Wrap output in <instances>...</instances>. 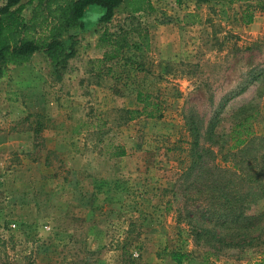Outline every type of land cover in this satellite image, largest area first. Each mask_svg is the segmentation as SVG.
<instances>
[{
  "label": "rangeland",
  "instance_id": "374dc122",
  "mask_svg": "<svg viewBox=\"0 0 264 264\" xmlns=\"http://www.w3.org/2000/svg\"><path fill=\"white\" fill-rule=\"evenodd\" d=\"M152 2L135 14L121 5L97 23L98 54L126 40L112 58L80 57V38L92 37L77 29L60 79L42 52L37 68L0 77V264H175L172 252L185 254L181 264H264V236L245 244L232 234L239 210L223 205L216 222L204 196L214 178L249 192L240 167L264 151V11L243 24L255 1ZM107 87L134 105L107 101ZM138 93L156 107L130 120L127 110H142ZM248 115L255 137L244 156L230 148L229 128ZM187 122L201 158L189 155ZM256 193L242 217L263 213L264 187Z\"/></svg>",
  "mask_w": 264,
  "mask_h": 264
},
{
  "label": "trees",
  "instance_id": "16d2710c",
  "mask_svg": "<svg viewBox=\"0 0 264 264\" xmlns=\"http://www.w3.org/2000/svg\"><path fill=\"white\" fill-rule=\"evenodd\" d=\"M226 3H240L247 0H224ZM254 4H247L241 14V22L249 24L253 20L254 12L259 9L264 11V0H251ZM124 5L130 14L144 12L151 9L150 0H4L0 3V77L9 70L11 66H22L27 64L33 55L42 52L54 67L56 78L60 79L62 74L59 69H63L67 61L75 54L73 36L69 33L73 30H82L84 27V14L88 7L98 6L103 9V13L98 18V22L106 24L111 21L115 11ZM26 6H31L30 16L26 18L23 10ZM190 14L187 15V17ZM105 35V33L103 34ZM66 38L70 42L66 43ZM114 44V54L106 53L104 59L116 56L122 47H126L125 38L116 40ZM148 95L137 94V101L142 103V110H127L130 114L128 119H132L136 115L146 114L151 116L152 112H148V108H155L156 104L150 102ZM37 115V114H36ZM40 117V115H37ZM251 115L246 116L240 121L231 125L229 132L230 148H238L240 154L245 156L243 148L247 143L254 140V131L250 123ZM187 128L193 136L192 146L189 150L190 156L201 158L202 152L195 149L199 145L198 128L193 123L187 122ZM79 126L72 129V133L78 131ZM220 136H217V143ZM260 143H264V137L260 138ZM223 146L220 145V150ZM240 149V150H239ZM218 151V154L220 153ZM195 151V154H194ZM239 154V152H238ZM121 155V154H117ZM221 161H225L226 154H222ZM255 154L247 163H252L248 168L240 167V171L248 170L245 174L249 183V192L239 195L230 191L228 188L230 182L222 181V179H212L204 190L206 205L211 208L215 215L216 222L221 214H215V210H221L224 205L229 210L238 209L234 217V225L238 226V231H232L244 241L245 244H252L260 237L264 236V211L262 214L252 215L248 218L242 217V204L248 202L255 203L258 199L256 191L262 192L264 183L260 174H264V151L263 154ZM252 161V162H251ZM195 158L191 161V166L195 165ZM258 169H257V168ZM222 171V170H221ZM224 172V171H222ZM225 189V192H222ZM198 192H202L197 190ZM223 201L221 202V200ZM262 221V225L260 222ZM215 222V221H213ZM216 226V225H215ZM245 226V227H244ZM247 229L246 232L240 230ZM256 233V234H255ZM224 237L229 238V235ZM247 237V238H245ZM213 239V237L211 238ZM175 264H181L185 254L172 252L170 254Z\"/></svg>",
  "mask_w": 264,
  "mask_h": 264
},
{
  "label": "crops",
  "instance_id": "0c3cea01",
  "mask_svg": "<svg viewBox=\"0 0 264 264\" xmlns=\"http://www.w3.org/2000/svg\"><path fill=\"white\" fill-rule=\"evenodd\" d=\"M150 3L153 5L152 0L150 1ZM232 6L234 7L235 4H233ZM102 13H103V9L98 7V6H90V7H88L86 9L84 17H83L84 27H83L82 31L77 30V32L78 31L85 32L86 35H89L90 37H92V40H91V42H92L91 44L92 45L87 43L84 40L82 41L81 38H80V41L78 42V46H80L82 48H85V51H86V55L83 56L81 54L80 57H84L86 59H90V58L94 57V59H96V62H99V61L101 62L102 61V58H103V55H104V52H105V50H102L101 54H98L99 53L98 52L99 49L97 50V46L95 44V38L93 39V37H95L94 33H95V28H96L97 23H98V18L101 16ZM114 16H115V14H114ZM114 16H113V18H114ZM113 18L111 20H113ZM90 31L92 32L91 34H90ZM90 45H91V47H89ZM34 56H35V54L33 55L32 59L27 64H24L22 66H11L9 69L21 68L22 70H30V69H33V68H37L35 66L36 61H35ZM77 56H78V54H77ZM77 59H78V57H77ZM117 75H119V74L117 73L116 76ZM21 89L25 93H28L30 88L27 87V86H23ZM103 91L105 92L104 94L107 96V101L113 100V99L116 98L119 101L118 105H120V106L130 107V106L134 105V102H129V98L127 97V94H121V95L118 94L117 97H115V94H113L112 91H110L108 87L106 89L102 88V92ZM38 109H41V110H39V112H41L43 108L42 107L41 108L38 107ZM59 132H60L59 130H56V131L53 132L54 136H56V139H58V140L60 139L61 135H63L62 131L60 133ZM79 132L76 131V133H79ZM72 134H74V133H72ZM30 139L32 140L31 137H30Z\"/></svg>",
  "mask_w": 264,
  "mask_h": 264
}]
</instances>
